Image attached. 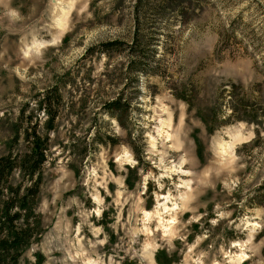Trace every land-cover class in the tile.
I'll return each mask as SVG.
<instances>
[{
    "label": "rangeland",
    "instance_id": "1",
    "mask_svg": "<svg viewBox=\"0 0 264 264\" xmlns=\"http://www.w3.org/2000/svg\"><path fill=\"white\" fill-rule=\"evenodd\" d=\"M142 1L138 10L139 0H77L69 10L66 0L59 5L56 0H11L10 7L23 16L16 24H9L0 5V158L30 150L26 129L35 127L49 138L40 175L30 177L16 167L1 187L0 200L12 196L7 189L12 186L16 202L41 179L37 193L28 194L29 205L14 208L30 219L34 233L17 264H63L56 258L66 246L65 228L82 223L86 240L107 236V244L98 246L105 259L139 264L134 256L139 245L132 244L126 222L142 190L139 169L160 171L148 159V133L158 136L165 127L160 123L169 117L164 108L171 112L173 128L185 117L179 129L183 151L200 178L212 173L207 183L215 187L202 185L192 205L196 211L180 217L183 240L158 241L162 262L196 264L201 252L207 253L204 264L213 258L226 261L232 242L246 239L245 223H264V0H167L156 11L147 8L159 0ZM34 39L58 43L42 49L39 58H25L22 50ZM111 41L118 43L104 51ZM142 48L145 70L132 67L133 60H144ZM55 88L61 97L50 130L48 115L37 104ZM116 99L123 109L109 112L107 102ZM113 119L126 135L115 133ZM125 147L139 161L136 168H119L115 157ZM92 168L98 176L109 171L124 179L126 194H132L119 223L121 211L113 203L118 185L108 182L113 193L108 196L86 184ZM155 189L149 181V209ZM95 192L109 205L102 217L88 215L97 207ZM221 212L230 215L221 217ZM193 215L200 219L192 220ZM89 225L103 232L95 237ZM4 235L0 231V238ZM200 236L207 238L197 245ZM261 239L264 230L254 243ZM3 264L15 263L7 258Z\"/></svg>",
    "mask_w": 264,
    "mask_h": 264
},
{
    "label": "clouds",
    "instance_id": "2",
    "mask_svg": "<svg viewBox=\"0 0 264 264\" xmlns=\"http://www.w3.org/2000/svg\"><path fill=\"white\" fill-rule=\"evenodd\" d=\"M56 2L59 5L64 0H56ZM76 2L77 0H66L69 10ZM0 5H4L6 8L4 16L7 17L9 24H16L23 20L20 10L10 7L11 0H7V3L5 0H0ZM83 10L81 9V11ZM56 43H58L56 39L51 41H36L34 39L30 46L22 50L23 55L28 59L32 57L39 58L43 55L42 49ZM164 111L169 113L166 122L160 121V123L165 124V127L159 130L158 136H152L151 133H148L151 145L149 149L151 155L148 156V159L160 171L154 172L151 169L145 171L142 167L139 169V174L142 177V190L136 194L132 212L129 214L132 218L126 222V226L132 228V244L139 245L134 250V256L138 259L139 264H158L155 253L162 249V244L158 241L171 243L177 238L184 239L183 236L179 235L181 229L185 227L180 217L185 212L196 211L192 205L197 200L200 194L199 189L202 185L215 187L214 184L209 185L207 183L212 173L206 171L203 173V178H200L192 169L191 160L183 151V142L179 137V129L183 126L185 117L181 115L179 124L176 128H173L170 110L164 108ZM153 119L157 118L153 117ZM111 124L117 135H126V130L122 129L118 120H111ZM115 159L121 170H126L125 165H129L132 168H136L139 165L135 154L128 147H125L123 153L116 156ZM233 159H236V157L233 156ZM186 165L188 166L187 168L185 167ZM215 174L217 176L220 175L219 172ZM109 181H114L118 185L113 203L121 211V215L117 217V223H119L123 219V205L129 202L132 195L126 194L124 179L112 175L109 171H104L98 176V169L92 168L85 183L91 187L99 186L105 190L108 196H113V193L108 190ZM149 181H154L156 186L153 192L155 203L151 209L146 207L147 197L145 196L148 191ZM93 199L97 207L93 212H89L88 215L95 214L97 217H102L103 212L109 205L105 203V198L99 192H95ZM47 206V202H44V207L47 208ZM219 207L217 205V208ZM219 215L223 217L230 215V213L221 212ZM199 219L200 216L197 215L192 217V220ZM191 222V220L188 221V223ZM211 223L216 225L218 221L214 219ZM89 226L95 237H99L103 232L102 227ZM245 228L248 229L246 239L232 242L231 248L224 252L227 260L222 262L220 259L213 258L210 264H245V261H251V264H264V256L260 254L261 248H264V239H261L258 244L254 243L258 231L264 230V223L246 222ZM82 231L83 223L77 225L75 229H71L70 225L66 226L65 236L68 237L65 242L66 246H61L63 251L61 256L56 259L62 260L63 264H118L115 257L105 259L104 255L98 250V246L107 244V236L104 239L86 240L81 235ZM206 238V236L198 237L197 245ZM193 247H196V245H193ZM232 249H235V251ZM221 251H224V249L222 248ZM206 256V252H201L196 259V264H204Z\"/></svg>",
    "mask_w": 264,
    "mask_h": 264
},
{
    "label": "trees",
    "instance_id": "3",
    "mask_svg": "<svg viewBox=\"0 0 264 264\" xmlns=\"http://www.w3.org/2000/svg\"><path fill=\"white\" fill-rule=\"evenodd\" d=\"M166 1L167 0H159L154 6L148 5L147 9L156 11L158 7H164V2ZM142 5L143 1L139 0V2H137L138 10H140V7ZM139 37L140 35L137 34V42ZM117 43L118 41L105 43L104 51H109V49H112ZM139 55L142 57L141 59L144 60H133L132 67H137L145 70V68L149 66L147 65V62H145L147 58L146 51L143 48L140 49ZM234 87L236 88V86ZM54 90L55 93L52 95L50 91L45 93L37 104L38 109L43 110V112L48 115L50 130L54 129L53 123L58 116L59 99L61 97L58 89L55 88ZM107 103L109 112L114 113L115 110L123 109L121 101L117 99ZM255 116L256 114H253V117ZM211 121L213 122L214 120L211 119L209 122L211 123ZM210 123L209 128H211ZM15 133L17 139H19L20 132L16 129ZM23 133H25V137L27 140H31L29 141L30 150L24 155L19 156L18 158H13L10 155L0 158V193L2 192L1 187L6 185L8 177L16 167H20L25 174L33 177L36 172L39 173L38 171L40 170V167L46 158V146L48 145L49 141L48 136H42L41 134H39L35 127L32 128L31 131L29 129H26ZM40 180L38 178L36 180L35 186L28 188L27 192L29 195L32 196L37 193ZM7 189L11 190L13 194L7 200H0V231L6 232V235L0 238V264H3V262L7 258H11L14 263L17 264L16 262L19 258L18 255L21 254L23 250H25L30 245L31 238L34 233L31 229L32 226L30 225V219L23 218V213L17 210L14 211V208L16 207V204H18L22 208L27 207L29 205V201L27 198L29 197V195L27 194V196L20 197L19 199L16 198L17 200L15 202L16 193L13 191V187L8 186ZM19 221L22 222V225L20 226L18 225ZM162 255V251L158 252L156 255V259L159 264H164L163 262L165 260L162 262Z\"/></svg>",
    "mask_w": 264,
    "mask_h": 264
}]
</instances>
